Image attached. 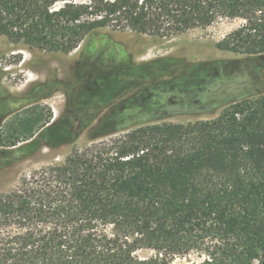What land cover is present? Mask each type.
<instances>
[{
	"label": "trees",
	"instance_id": "trees-1",
	"mask_svg": "<svg viewBox=\"0 0 264 264\" xmlns=\"http://www.w3.org/2000/svg\"><path fill=\"white\" fill-rule=\"evenodd\" d=\"M222 18L244 23L217 48L264 57V0H0V38L69 54L101 29L162 38ZM193 253L190 264L262 263L264 93L212 119L74 146L0 193V264H171Z\"/></svg>",
	"mask_w": 264,
	"mask_h": 264
},
{
	"label": "rangeland",
	"instance_id": "rangeland-1",
	"mask_svg": "<svg viewBox=\"0 0 264 264\" xmlns=\"http://www.w3.org/2000/svg\"><path fill=\"white\" fill-rule=\"evenodd\" d=\"M243 23L222 18L162 38L101 29L69 54L0 38V193L30 170L62 162L74 146L141 125L212 119L264 93V57L216 47ZM191 260L200 258L171 264Z\"/></svg>",
	"mask_w": 264,
	"mask_h": 264
},
{
	"label": "flooded vegetation",
	"instance_id": "flooded-vegetation-1",
	"mask_svg": "<svg viewBox=\"0 0 264 264\" xmlns=\"http://www.w3.org/2000/svg\"><path fill=\"white\" fill-rule=\"evenodd\" d=\"M167 113H168V110L163 111V114H167Z\"/></svg>",
	"mask_w": 264,
	"mask_h": 264
},
{
	"label": "water",
	"instance_id": "water-1",
	"mask_svg": "<svg viewBox=\"0 0 264 264\" xmlns=\"http://www.w3.org/2000/svg\"><path fill=\"white\" fill-rule=\"evenodd\" d=\"M261 264H264V257H263V260H262V263Z\"/></svg>",
	"mask_w": 264,
	"mask_h": 264
}]
</instances>
